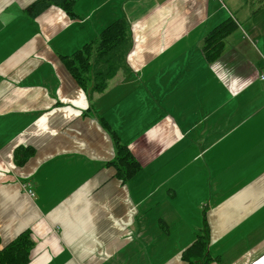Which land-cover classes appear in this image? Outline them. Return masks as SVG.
I'll use <instances>...</instances> for the list:
<instances>
[{
  "label": "crops",
  "instance_id": "obj_1",
  "mask_svg": "<svg viewBox=\"0 0 264 264\" xmlns=\"http://www.w3.org/2000/svg\"><path fill=\"white\" fill-rule=\"evenodd\" d=\"M34 1L0 0L1 242L29 231L27 264H264V0ZM119 18L127 71L91 94L65 56ZM113 135L140 163L126 181Z\"/></svg>",
  "mask_w": 264,
  "mask_h": 264
},
{
  "label": "trees",
  "instance_id": "obj_2",
  "mask_svg": "<svg viewBox=\"0 0 264 264\" xmlns=\"http://www.w3.org/2000/svg\"><path fill=\"white\" fill-rule=\"evenodd\" d=\"M74 1L35 0L26 7V11L30 16L36 17L50 6L58 5L72 14ZM235 26L234 20L229 18L207 34L203 49L210 61L217 59L221 54L226 39L234 31ZM131 41L128 21L124 18L116 19L101 31L96 41L87 42L73 54L66 55L65 64L68 71L83 88L91 87V94L103 92L120 71H127L126 57ZM113 139L115 141V157L107 164L116 169V176L119 179L126 181L138 172L140 163L116 135H113ZM208 237L209 229L204 227L199 238L205 240L206 246L209 242ZM33 242L29 231L19 234L6 244L0 240V264H27ZM197 242L195 241L192 246ZM183 256L189 259L191 264H208L211 259L207 249L198 258L191 254L190 249H186Z\"/></svg>",
  "mask_w": 264,
  "mask_h": 264
},
{
  "label": "rangeland",
  "instance_id": "obj_3",
  "mask_svg": "<svg viewBox=\"0 0 264 264\" xmlns=\"http://www.w3.org/2000/svg\"><path fill=\"white\" fill-rule=\"evenodd\" d=\"M245 3H246L245 1L240 2V5L244 8V10H249L250 7L256 8L259 6V1H256L254 6L250 2L246 3L247 5H245Z\"/></svg>",
  "mask_w": 264,
  "mask_h": 264
},
{
  "label": "built area",
  "instance_id": "obj_4",
  "mask_svg": "<svg viewBox=\"0 0 264 264\" xmlns=\"http://www.w3.org/2000/svg\"><path fill=\"white\" fill-rule=\"evenodd\" d=\"M260 78H261L262 80H264V68H263V70H262V72H261ZM29 192L32 194V190H31V189L29 190Z\"/></svg>",
  "mask_w": 264,
  "mask_h": 264
}]
</instances>
